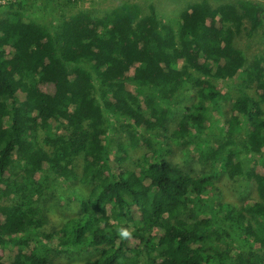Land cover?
I'll return each mask as SVG.
<instances>
[{"label": "trees", "instance_id": "trees-1", "mask_svg": "<svg viewBox=\"0 0 264 264\" xmlns=\"http://www.w3.org/2000/svg\"><path fill=\"white\" fill-rule=\"evenodd\" d=\"M23 4L8 2L0 18V264H58L55 254L81 248L97 253L83 264H264V54L246 65L234 45L244 29L261 26L264 8L201 1L174 27L152 4L142 14L126 1L102 16L62 15L50 31L25 16ZM201 76L254 84L255 93L232 99L225 121L223 137L241 149L200 139L197 159L210 167L195 176L158 143L168 138L159 134L168 101ZM196 96L169 138L204 133L221 93L210 83ZM116 123L128 137L115 144L117 162L128 147L145 148L136 169L112 162ZM78 158L89 191L76 217L47 231L40 203L49 179L74 177ZM217 162L232 180L250 166L255 199L217 202ZM223 235L240 237L248 254L219 244Z\"/></svg>", "mask_w": 264, "mask_h": 264}, {"label": "rangeland", "instance_id": "rangeland-1", "mask_svg": "<svg viewBox=\"0 0 264 264\" xmlns=\"http://www.w3.org/2000/svg\"><path fill=\"white\" fill-rule=\"evenodd\" d=\"M131 2L139 5L142 14L148 12V5L155 7L156 13L162 24L176 26L180 12L188 6L206 1L211 8H217L224 3H234L235 0H76L66 3L65 0H52L45 2L44 0H24L23 13L30 19L44 25L48 30L53 31L61 21V16H69L79 10L87 11L91 16L97 17L109 12L112 8L122 2ZM264 8V0H251ZM8 2L18 3V0H0V18L7 16ZM245 23V28H247ZM234 45L239 48L246 59L248 65L255 56L264 54V20L259 28L251 34L244 29L234 38ZM210 83L216 86L217 91L221 93L219 101L216 105H210L207 111V123L205 131L201 136L196 134L188 137L171 139L169 135L177 127L184 111L196 101V92L202 86ZM255 85L251 84L247 87L241 84L240 80L217 81L208 77H200L196 85L188 86L180 90L171 100L168 101L167 108L169 118L166 122V130L160 131V136L168 137L163 143H158L168 149L167 159L174 165L189 172L191 175H200L206 172L210 163H200L198 161V152L202 145L198 142L206 140L216 148L222 142L231 144L229 140L223 137L225 129V121L231 117V100L238 97L241 93H247L254 97ZM109 140V153L112 156V162L123 169H136L137 160L145 152V148L140 145L134 148L128 147L127 158L123 162H117L116 143L127 144V135L117 129L115 124ZM232 148L241 149L240 141L236 144L232 143ZM236 149V150H237ZM220 154L222 150L218 151ZM115 157V159H114ZM81 158L76 161L74 169V177L69 179L50 177L48 188L41 200V207L48 221L47 231L58 230L68 219L76 217L80 211V202L86 197L89 191V185L80 182L81 174ZM256 169L259 168L257 165ZM217 177L212 190L213 198L219 203H227L232 207H239L248 200L255 199L254 183L248 176L250 166H245L243 173L236 179H230L226 170H224L218 162L214 168ZM52 179V180H51ZM1 202L3 200L0 199ZM221 245H233L240 248L241 253L248 254L249 247L243 244L238 236L231 239L227 235H223L220 239ZM97 253L93 251H85L83 248L78 250H70L68 252H60L53 256V260L58 264H83L86 260L92 259Z\"/></svg>", "mask_w": 264, "mask_h": 264}, {"label": "clouds", "instance_id": "clouds-1", "mask_svg": "<svg viewBox=\"0 0 264 264\" xmlns=\"http://www.w3.org/2000/svg\"><path fill=\"white\" fill-rule=\"evenodd\" d=\"M122 235L127 236V235H129V233L127 231H123Z\"/></svg>", "mask_w": 264, "mask_h": 264}]
</instances>
